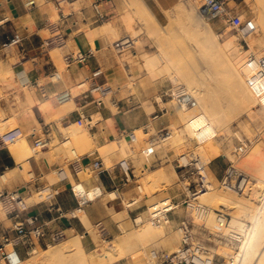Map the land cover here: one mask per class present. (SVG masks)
<instances>
[{
	"label": "rangeland",
	"instance_id": "374dc122",
	"mask_svg": "<svg viewBox=\"0 0 264 264\" xmlns=\"http://www.w3.org/2000/svg\"><path fill=\"white\" fill-rule=\"evenodd\" d=\"M123 2L125 4V13L122 15L121 18L124 24L126 25L127 30H126V33L120 34L117 37L118 39L115 37L111 38V43H110L111 48L109 49V52H110L109 58L111 62L110 68H113L114 70L117 71L119 79H120L119 80L120 88L118 89L115 85L113 87L117 90V92L118 90L122 91L120 98H127L129 96H135L141 99V103L143 107L145 108L146 112L150 114L152 117L151 122H153V118L158 115V113L156 112V108H155V105L157 103L159 104L162 110L168 111V114L173 119V124L169 125L168 131L173 134V137L165 142H162L158 140L159 134L155 130H152V132L149 133L147 130H145L148 127H143L142 133L138 131L136 132L138 136L137 141H135L134 143L130 142L129 145L125 144L124 146H122V151L124 152L123 153L124 159H132L135 174L139 172L136 175L137 178L135 182V189L134 191L126 193L122 196L117 192L118 198L116 200H112L108 196V192L103 190V194L99 196V198L96 201H94V203L91 202L88 204V205H96V204H99V202L104 203L108 206V214L105 219L100 220L96 223H92L94 229L96 230L97 238L99 239H97V241L92 239L94 240L95 248L93 251L86 248V255L84 257L88 261L93 262L94 264H99L100 262L103 263V261L105 260L102 258L101 255L105 253V250H108V249L110 250L112 245H116L115 243H118V242L120 243L121 242L120 240H123V237H125L124 240L126 239L125 241H127L126 237L128 236L127 235L122 236L121 231L118 229V226H117V222H120L118 221V216L120 215L119 213L125 212L126 208L129 209L126 211L128 214V218H126V220L124 221L125 223H122V222L120 223L123 226H125V228L127 227L128 233L130 232L129 234L133 236H132V239L128 238V240L130 239V243L127 242V244H129L130 246H127L125 244L126 242H123L125 246V247L123 246V248H126L124 249L125 251L122 250V248H120L121 249L120 251V249L118 248L119 253L123 252L124 258L121 261L114 262L112 264H154L150 262V258H149L151 250L156 249L160 251L161 255L170 254L176 251L178 247L181 245V237L177 229L174 230L170 225L164 226L165 228L164 227L158 228V227L153 226L152 223L150 222V217H149L150 209L149 208H151V206L155 204L156 201L160 202V201H164L165 199H170V198H173V200L176 202H180L184 197L183 196L184 190H183L182 180L179 177V171L176 167L177 160L183 155H191V154L198 155V152H200L201 154L204 152V150L205 152L207 150L208 151L207 154L203 153L201 155L202 156L206 155L205 156L206 158L212 155L208 159V160H211L209 162L204 157V159L206 160L207 167H208L207 171L209 174V178L211 179L212 177L211 166L214 162H216L217 165L219 164L223 167V175H222V178L218 179L219 182H217L216 184V186L218 185L216 192L220 194L229 193L230 196L232 194L233 197H235V199L240 201V204L237 206L238 209L237 208L231 209V211H229V208L227 207V212H226L225 210L226 208H223V210L222 208L213 209V207H210V205H207L204 201L200 199L202 203H204L206 206L210 208L211 212H213L214 217L216 218L219 217V214H222L224 217H226V222L224 223V226L226 227H224V231H219V230L217 231V228H214L213 224L212 226L206 223V220L208 219L207 218L203 222L196 220L194 224L195 226L194 229H195L196 234L198 235V238L204 242L207 249L210 251L211 257H213L215 260L214 264H234V263L242 264L243 258L247 252L246 249L248 246V239L251 237L253 233L256 232V230L254 229V224H256V222L259 223L258 219H259L260 207L264 204V173H263L264 172V110L262 106H260V104L257 102L255 105H252L253 107L251 106L252 107L251 109H247L246 106L244 108L241 107L237 109L236 112L232 114V116L230 115L231 116L230 117L228 115L229 114L228 108L230 107V102H228L229 101L228 99L226 100V98H224L227 101L226 102L223 100L222 102V106L224 105L223 108L225 109L224 110L225 113H222L223 115L222 117L227 118L225 119V124H223L224 123L223 118H222L221 125L215 124V127L217 129V134L215 135V137H213V139H211L212 142L211 140H209L210 141V144L208 141L209 146L207 145H205V147L204 145L201 146L199 142L197 141V139H195V134L193 132L190 133L188 131L189 132L188 134L187 132H185L186 126L188 124L187 121L191 119L193 116H196L198 113L203 112V108L202 106L199 105V101L197 97L196 99L195 97H193L194 103L188 106L186 109H184L181 105H179V103L176 100H173L172 98L162 97V92L164 90L173 88L177 85L184 86L189 91V93L193 95V94H196V92L198 93L199 90L197 88L202 89V87L205 91L208 89V91L211 92L212 88L214 89L216 87L214 85L217 84V82L215 83V81H212V80L210 81L205 76L204 72L207 66V64L205 63L206 60H204V56L202 57L203 54L201 52H200L201 53L200 55L199 52L196 53L195 49H193V46L197 45L198 41L195 38V36H193L192 34L186 31L182 23V20L180 19L178 5L184 3V0H180L179 4L174 9L166 11L164 14V18H157L154 15L156 17V21H154V23L153 21L151 22V20H149L148 17L142 14L135 0H123ZM232 5H234L235 12L240 17L239 22L250 20L253 23H256L258 25L257 22L258 21L260 22V15L262 14L264 16V0H236V4H232ZM126 14H128L129 17L131 18V20L129 19L130 21L129 20L125 21L128 17ZM125 15L127 17H125ZM131 21H132L133 27L136 28L138 31H141L140 35L137 36L135 32L130 28V26L127 27L128 25H130L129 23H131ZM206 22L211 26L212 30L218 35V40L220 42V45L225 43L227 39H233L235 41V44L237 45L238 53L240 52V54L242 55L241 57H242V62H243V65L241 64L242 63L241 62L239 65H237V67L242 72L245 83H246L247 76L245 77L244 73H247L248 71L244 69V67L246 66L244 64H246V57L249 54L247 53V51L251 50V52L259 54L258 51H261L264 48V45H263L264 40L262 41V44L260 41L261 39L264 38V35H263L264 31H262L263 30L262 26L259 25V27L261 26L260 28L258 27L259 31H256V33L251 38H249L247 42H243L239 39L236 32L231 30L223 21H216V22L206 21ZM142 28L144 29L143 33H142V30H143ZM145 28L149 30L147 31L145 30ZM164 28L166 29V31L169 32V34H167L164 31L165 30ZM124 36H131L132 38H135L136 47L131 52H126L125 54L118 55L113 50L112 44ZM231 37H234V38H231ZM256 41L259 43H257ZM252 43H255L256 46L255 44L252 45ZM258 44H261V45H258ZM250 45H252L253 47L250 48L251 47ZM257 47H259V49H256ZM262 51H264V49ZM144 54L155 55V56L158 54L157 55L159 58L158 64L154 68H148L144 63V57H145ZM51 55L55 63L58 66V71L60 73H63L67 69V65L64 60L66 55H64L62 50L60 52L52 51ZM120 58L121 59L123 58L124 60L123 59L121 60ZM125 64L129 72L131 73L132 78H130L126 70H124ZM222 65L224 67H230L229 64H225L224 60L222 62ZM12 73L13 71L11 70V68H4V66H0V84L6 82V80L12 77ZM204 81L207 84H205ZM189 82L196 84L195 86L197 87H194V85L192 86L191 85L192 83H190L191 85L190 86ZM212 82L214 83V85H211L213 84ZM206 85H208L209 87L207 88ZM89 86H90V82H86V81L82 82L80 84L81 88L75 91V95L79 94V92H83L87 90ZM246 86H247V83H246ZM194 88L196 90H194ZM25 90L27 91L26 93L29 95V88ZM204 90H200V91L202 92ZM205 91L202 93L199 92L201 93V96L204 95V97L202 96L204 99H207L208 95L209 97H211L210 93H208L207 91L205 93ZM35 101H33V103L30 102L31 105L35 104L36 103ZM106 101H107V104L110 106L112 97L109 96ZM167 102H169L168 104L171 105L170 108ZM49 105L50 103H46V104L44 103V104H41L40 108L42 110H47L49 108ZM114 110L116 111V109ZM4 119H6V114L3 112V109L1 108L0 124L3 122ZM15 123L13 122L10 124L12 127L9 125L6 129H2L1 130L2 133L4 132L3 134H6L12 130L20 128L19 125ZM72 126L78 129V133L76 134L66 133L65 132L66 130L63 128L62 125H60L61 132L63 133V139H60L58 135H55L56 136L55 142L51 145V148L55 150L56 152H63L64 156L66 157V160L64 162V167L67 169L68 172H69V168H68L69 161H72L75 159V155L73 154V151H75V154H77L78 156H82V151L80 150L79 145H78L79 137L83 136L82 138L85 140L87 138H90L88 134V126L84 122H82L79 125L72 124ZM4 130H6L7 132H5ZM181 130H184V131H181ZM39 131H41L40 126H39ZM33 133H34L33 130L25 131L23 132L21 137L17 138L16 140H13L8 145V149L10 153L12 154V156H13V153L11 152V148L15 145L20 144L21 140L27 139ZM146 134L147 136H145ZM179 137H182L183 140H181V138ZM66 139H69V140L65 142ZM177 139H179L178 142L181 143L182 141V143L180 144L178 142L177 143L172 142L173 140L175 141ZM152 142L154 143L153 148H155V154L152 156L148 155L146 157V155L143 154V152L146 149L152 147L151 145ZM186 142H188V144ZM28 144H29V141H28ZM184 145L187 147H185ZM146 146L147 148H145ZM197 146L200 147L201 149L198 150L199 148H197ZM219 146H220L219 149L220 150L222 149L221 151L217 149ZM29 147L30 149H36V148H33L30 144H29ZM111 148H112V151H116L119 149V146L118 144L114 143L112 144ZM196 149L198 151H196ZM215 149L218 152L215 151ZM38 152L42 153V148H37L36 151H32V157H34ZM156 153H157V157L160 156L161 159H164L162 162L155 161ZM200 154L198 156H201ZM141 155L143 156L145 155V156L143 157ZM139 159H140V164H143V166L139 164L138 162ZM141 159H143V162L141 161ZM29 160L30 159L26 160L25 158H21L20 160L16 159L18 165H23L24 169L23 170L21 169L20 171L19 167L17 166L15 170L4 173L5 179H8V182H7L8 184H11L16 179V174H18V172H22L24 178L27 181H29L28 174L33 173L32 172L33 170L30 168V165H29ZM174 160H176L175 164L173 163ZM259 163H261L260 166H263L262 167L263 170L259 166ZM146 165H147L148 170L146 169ZM232 165H234L236 169H238L240 172L244 173L250 178V184L248 188L241 195L235 194L233 192H230L224 189L221 183L226 170ZM164 167L167 171V176H168L167 180H165L166 183L164 182V180H162L163 182L160 181L161 185H158L160 184L158 183L159 182L158 181L156 183H158L157 185L159 188L155 186L156 188L154 187L153 189V186L156 184L154 183V185H149L147 192L141 193L138 191L137 179L141 175H144L143 174L144 169H145V174H147L148 171H155L159 168H164ZM258 168H261V170ZM51 176H50L51 178L50 177L48 178L49 183H56L58 181L57 174H53ZM93 176L94 174L91 171H88L85 174L86 179H91ZM0 185H1V180H0ZM150 186H152V188ZM147 194L151 195L149 196V199L146 197ZM248 198L252 200L253 205H251L252 204L251 201H248ZM134 200L136 201L135 203L133 202ZM35 201H36V196L32 197L31 199L32 203ZM244 204L248 205L249 209L247 207H246L247 209L243 208ZM243 210L245 211V213H243ZM175 212L181 213L182 215L185 216V218L188 217L187 210L184 206L180 207ZM238 212H239V215H238ZM248 212L253 215L252 219H248L247 217H245V214ZM81 213L82 212H77L78 215H80ZM1 216L2 218H4L3 214H1ZM70 217H72L71 214H70ZM135 217H140L144 223L140 225H136L133 221ZM237 217H239V219ZM78 218L81 219V217L79 216ZM216 218L214 219L216 220ZM231 221H232V224H231ZM214 222L216 223L217 221H214ZM145 223L150 224V226L156 228L157 230L155 229L154 232H153V229H150L148 231H143L144 229L142 230V228L149 226L148 224H145ZM142 225L143 226L145 225V226L143 227ZM235 225L241 226V227L238 226L239 227L237 228L238 232L235 228ZM226 228L227 230L229 228H231L233 231L236 230L235 231L237 232L236 235L238 236L240 235L241 237L239 239L240 241H234L233 239H230L233 236L232 233H230L232 230L231 231L229 230L228 232H226ZM258 229H259V225H258ZM103 230H105V232H108L107 235L104 233ZM170 231H173V232H170ZM225 232L228 233L230 236L228 234L225 235L226 234ZM77 234L84 235V237L81 238V240L84 241V238L86 237V235L82 233H77ZM221 234H224V235H221ZM69 235H70V232L68 234L66 233V237L60 242L52 243L49 245L38 244L35 247V249L32 252H30V254L24 253L22 255L18 254V256L20 257L21 260L26 261L27 264H29V262L30 264H33L36 258H33L34 256L32 257V254L35 250L39 252V249H40V251L44 252L45 249L61 247L60 245H63L65 243ZM175 235H177L178 238H176ZM87 236H90V235L87 234ZM120 236H122V238ZM118 237L120 240L118 239ZM90 238L92 237L90 236ZM233 238H235V236ZM166 239L168 240V242ZM116 240L117 242H115ZM173 242L175 243L173 244ZM173 246L176 248L174 249ZM118 250L116 249L115 251L112 248L111 251L116 253ZM14 254L15 253L11 254V261H12ZM97 254L99 255V257ZM67 258H64L61 260L58 259V261L55 260L54 263L49 262L48 264H73L74 256H69ZM252 262L255 263L254 261ZM34 263L44 264L41 262H34ZM45 264H47V262H45Z\"/></svg>",
	"mask_w": 264,
	"mask_h": 264
},
{
	"label": "crops",
	"instance_id": "0c3cea01",
	"mask_svg": "<svg viewBox=\"0 0 264 264\" xmlns=\"http://www.w3.org/2000/svg\"><path fill=\"white\" fill-rule=\"evenodd\" d=\"M96 1L70 0L60 9L57 7V0H0V66L11 68L13 71L12 77L0 84V110L2 108L6 114V121L14 115L13 118L17 119L15 122L23 132L30 130L36 132L35 135L27 138L33 148H42V153L38 152L29 160L30 168L39 176L36 184L49 183V176L57 174V171L64 167L66 157L63 152H56L51 148L55 142V135L63 139L60 125L65 129L72 124H81L80 113H85L93 119L92 125L88 126L90 138L85 140L83 136H80L78 140L82 158L68 163L70 175L62 184L63 192L56 201V209L49 211L48 206L42 204L33 205L29 212L30 215H41L43 221L47 222L52 229H62L67 234L74 229L76 233L85 234L83 244L89 250H94L95 244L92 238L87 236L85 224L78 217H70V213L78 207L71 186L74 183H83L88 190L98 186L106 192L116 191L119 188L118 193L121 196L134 191L135 170L133 182L124 186V174L119 168L120 162L124 160L122 146L129 145L131 142L126 132H137L140 128L148 127L145 130L149 133L152 130L160 133L168 130L169 125L173 124L168 111L162 110L158 103L155 105L158 115L151 122L152 117L146 112L141 99L135 96L120 98L121 90L113 96L110 106L106 102L101 108L93 103L85 104L81 101L78 97L82 92L75 95V91L81 88L80 84L84 81L95 80L120 88L118 73L110 68L109 49L113 35L104 33L103 26L108 23L113 24L116 34L126 33V25L121 18L125 13V4L123 0H102L101 12L109 17L101 23L96 20L94 8ZM142 1L157 18H164L165 12L174 9L180 2V0ZM101 28L103 33H100ZM88 32L95 34L98 32V34H92L93 37H90L91 33ZM15 34L23 38L21 44L4 48ZM55 36L61 40V45L45 48L44 43ZM57 47L64 55L76 51L91 52L92 55L84 64H72L61 73L62 80L52 83L49 77L58 71V66L51 52ZM98 72L101 74L99 75ZM39 86H43L44 91ZM23 87L29 88V95L34 101L36 100L35 104L30 105L29 96L27 97L28 94L24 92ZM64 95H68L69 99L61 100L60 97ZM119 101L120 104L115 105L114 102ZM44 103H50L47 110L40 108ZM11 121L14 122L13 119ZM114 143L119 146L116 151H112L111 148ZM97 159L103 160L108 172L101 176L94 174L91 179H86V169H91L89 163ZM130 160L133 165V160ZM163 160L160 156L157 157L156 153L155 161ZM175 161H173L174 164ZM17 166L20 171L24 169L23 165H18L8 147L0 151V174L13 171ZM211 170L218 179L222 178L221 165L214 162ZM36 184L29 185L22 172H18L16 179L8 185V188L34 189ZM59 209L66 215L60 216ZM85 211L91 222L96 223L107 217L108 206L99 202L96 205L86 206ZM184 218V215L175 212L170 216V226L174 230L177 229ZM10 224L7 220L4 222L6 227ZM24 253V250H21L20 255Z\"/></svg>",
	"mask_w": 264,
	"mask_h": 264
},
{
	"label": "built area",
	"instance_id": "2783aa9c",
	"mask_svg": "<svg viewBox=\"0 0 264 264\" xmlns=\"http://www.w3.org/2000/svg\"><path fill=\"white\" fill-rule=\"evenodd\" d=\"M70 0H57V7L62 9L65 2ZM97 0L94 3L96 11V20L98 22H105L108 19V15L101 12L100 2ZM232 4H236V0H201L200 12L204 18L209 22L223 21L231 30L235 31L239 39L243 42H247L255 34V25L252 21L246 20L239 22L240 17L235 12V7ZM63 15V12H62ZM239 22V23H238ZM23 38L19 34H15L10 39L4 48L20 45ZM54 45H61V40L58 36H55L44 43L45 48H50ZM136 47V39L131 36H124L112 44L113 50L122 55L126 52H131ZM249 51V50H248ZM91 52H73L67 54L64 58L67 68L71 67L74 63L84 64L91 57ZM246 67L250 69L246 82L248 87L253 92L254 96L260 100L264 106V55L257 56L254 52H250L246 58ZM101 73H99L100 75ZM52 83H57L62 80V74L59 71H55L49 77ZM88 82V81H86ZM90 82V81H89ZM44 91L43 86H39ZM82 87V85H81ZM117 93V90L107 84L99 83L95 80H91L90 86L87 90L83 91L78 97L81 101L87 103H93L98 108L104 107L106 100L109 96H113ZM58 98L60 96H57ZM162 97L172 98L176 100L182 107H188L194 103L193 96L182 85H177L173 88H169L162 92ZM77 98V99H78ZM61 100L69 99L68 95L60 97ZM115 105H119V102H114ZM82 122L87 126H91L93 119L87 116L85 113H80ZM34 132L32 135H35ZM170 133L168 130L158 133L159 139L165 142L171 139L172 136L167 135ZM23 130L17 128L6 134H3L0 130V151L8 147V145L17 138L21 137ZM130 141L134 143L137 141V133L132 131L127 133ZM170 136V138H169ZM69 139H66L67 142ZM151 149H146L143 154L148 153L150 156L155 154L154 143H151ZM75 159H81V156L75 154ZM91 169H86V172L91 171L97 176L108 172L102 159H97L89 163ZM176 167L179 171V177L183 183V199L180 202H176L173 198L168 201L173 205L170 211L159 209L154 206L153 210L149 212L150 222L156 227H164L170 223V216L175 213L180 207L184 206L187 210L188 217L177 227V231L181 237V245L179 248L170 253L161 255L160 251L153 249L150 251V262L154 264H214L215 260L211 257L210 251L207 249L204 242L198 238L195 232V221H205L209 214L210 208L202 203L199 199L200 195L208 189V171L207 164H205L202 158L196 154L183 155L177 162ZM120 170L124 174L123 185H129L134 180V167L130 159H124L119 164ZM30 173L28 184H36L39 176L35 171ZM5 173V172H4ZM69 177L68 171L65 167L60 168L57 171L58 181L56 183L36 184L34 189L30 188H8V179L0 178V264L11 263V251L15 250L19 255L21 250L30 254L38 244H52L60 242L66 237V233L62 229H52L50 225L43 221L41 215H30V209L33 205L46 204L49 211L56 209V201L63 192L62 184H64ZM250 178L244 173L240 172L234 166H230L222 179V186L224 189L231 191L235 194H243L249 184ZM83 184V183H77ZM75 185L71 186L72 193L78 202V208H85L89 203H83L81 201ZM101 189V187H98ZM119 188L116 189V192ZM36 196V201L31 202L32 197ZM76 210V209H75ZM60 216H65L61 209L58 210ZM1 214L4 215L2 218ZM73 218H77L73 215V211L70 213ZM9 221V226H4L5 221ZM134 223L140 225L143 223L140 217L134 218ZM226 217L219 214L218 224L224 225ZM119 229V228H118ZM218 229V228H217ZM221 231L220 229H218ZM104 233L107 235L108 232ZM234 241H240L239 239L230 238Z\"/></svg>",
	"mask_w": 264,
	"mask_h": 264
},
{
	"label": "bare ground",
	"instance_id": "6f19581e",
	"mask_svg": "<svg viewBox=\"0 0 264 264\" xmlns=\"http://www.w3.org/2000/svg\"><path fill=\"white\" fill-rule=\"evenodd\" d=\"M136 1V4L138 6V8L140 9V11L142 12V14L146 17L149 18V20H151V22L153 21H156V17L154 16V14L149 10V8L144 4V2L142 0H135ZM200 5H201V0H184V3L178 5V10H179V14H180V19L182 20V23L186 29L187 32H189L190 34H192L193 36H195V38L197 39L198 43L197 45H194L193 46V49H195L196 53L199 52V54L201 55V53L203 54L202 57L204 56V60H206V68H205V76L207 77L208 80H212V81H215V83L217 82L216 85L211 84V85H214L216 86L214 89L212 88L211 92L208 91V89L206 90L208 93H210V96L209 95L206 96L208 97L207 99H204V95L201 96V93L204 92L205 90L203 89H199L197 88L199 91L198 93L196 92V94H193L192 96L197 97L198 101H199V105L202 106L203 108V112H200L198 113L196 116H193L191 119H189L187 122V126H186V130L185 132H187V134L190 132V133H194L195 134V139H197V141L199 142V144L202 146L204 145H208V141L213 139V137H215V135L217 134V129L215 127V124H220L221 125V122H222V118H223V124H225V119H227L226 117H222V113H225L224 112V108L222 106V102L223 100L226 101L227 99L229 100L228 102H230V107L228 108V111H229V116L233 113L236 112L237 109L239 108H244L245 106L247 107V109H251L253 106L252 105H255L257 102L260 104V106H262L263 110H264V106L262 104V102L260 100H258L253 92L251 91V89L248 87V85L246 86V83H245V80H244V77H243V74L242 72L240 71V69H238L237 65H239L241 62H242V55L240 54V52L238 53V49H237V45L235 44V41L233 39H227V41H225V43H223L222 45H220V42L218 40V35L212 30L211 26L206 22L207 20L204 18V16L202 15V13L200 12L199 8H200ZM259 12V11H258ZM257 12V13H258ZM261 13V12H260ZM128 17L129 15L126 14ZM125 15V17H127ZM258 15V14H257ZM260 15V14H259ZM131 16V15H130ZM124 17V18H125ZM125 20H131V18L129 17ZM151 18V19H150ZM243 19V18H242ZM129 20V21H130ZM259 20V19H258ZM133 21V19H132ZM132 21L131 23H129L130 25H128L127 27L130 26V28L135 32V34L138 36L140 35V32L141 31H138L136 28L133 27L132 25ZM209 22V21H208ZM258 25L256 23H254L255 25V33L256 31H259L258 30V27L259 25L262 26L261 30L264 31V16L261 14L260 15V22L258 21L257 22ZM128 24V23H126ZM141 24V23H139ZM113 25V24H112ZM111 24H104L103 26V30H104V33H110L113 35V37L117 38L119 35L115 33V28L113 29ZM260 26V27H261ZM143 27V26H142ZM259 27V28H260ZM129 28V29H130ZM143 29V28H142ZM165 29V28H164ZM145 30H149L147 28H145ZM132 31V32H133ZM167 34H169L168 31H166V29L164 30ZM102 32V28L100 30V33ZM144 32V29L142 30V33ZM88 33H91V32H88ZM103 33V32H102ZM147 33V32H145ZM149 33V32H148ZM264 33V32H263ZM92 34H95V33H91L89 34L90 37H93ZM96 34H98V32H96ZM95 34V35H96ZM134 34V33H133ZM94 35V36H95ZM258 35V34H257ZM264 35V34H263ZM111 36V35H110ZM144 36V35H143ZM114 38V39H115ZM231 38H234V37H231ZM118 39V38H117ZM264 40L261 39V44H262V41ZM259 41V40H258ZM257 42V41H256ZM70 43V42H69ZM259 43V42H257ZM264 43V42H263ZM255 44V43H252V45ZM261 44H258V45H261ZM250 45L252 48L253 46ZM257 45V46H258ZM264 45V44H263ZM262 45V46H263ZM256 46V44H255ZM261 46V47H262ZM263 48V47H262ZM260 48V49H262ZM256 49H259V47H257ZM264 49V48H263ZM262 49V50H263ZM258 51V53H255L257 56H262L264 54V51ZM54 52H60L61 49L59 47L53 49ZM254 51V50H253ZM79 52V51H78ZM201 52V53H200ZM251 50L247 51V53H250ZM116 55V54H115ZM158 55V54H157ZM155 56V55H148V54H144V63L145 65L148 67V68H154L157 64H158V56ZM122 57V56H121ZM124 57V56H123ZM247 58V57H246ZM121 59V58H120ZM123 59V58H122ZM121 59V60H122ZM124 60V59H123ZM225 62V64H229L230 67H224L222 65V62ZM233 61V63H232ZM243 65V62L241 63ZM245 65V64H244ZM123 66V64H122ZM241 66V65H240ZM113 67V66H112ZM242 67V66H241ZM240 67V68H241ZM247 68V69H246ZM245 70H247L248 72L247 73H244V76L246 77L250 71V69H248V67H244ZM124 70H126L128 76L130 78L131 77V73L129 72L126 64H125V68ZM114 72V71H113ZM246 72V71H245ZM99 73V72H98ZM133 80V79H132ZM131 81V80H130ZM89 82V81H88ZM190 83L192 82H189V85ZM205 84H207L205 81H204ZM84 85V84H83ZM87 85V84H86ZM127 85V84H126ZM192 86L194 85V87H197L195 86L196 84H191ZM190 85V86H191ZM204 86V85H203ZM30 87V86H29ZM199 87V86H198ZM205 87V86H204ZM206 87L208 88L209 86L206 85ZM24 88V87H23ZM192 88V87H191ZM201 88V87H200ZM25 89V88H24ZM28 89V88H27ZM130 90V89H129ZM194 90H196L194 88ZM200 90H204V91H200ZM205 91V93H206ZM24 92H27L26 90ZM201 92V93H199ZM23 93V92H21ZM25 95V94H24ZM23 96V94H22ZM26 96V95H25ZM29 96V102L33 103V99L31 98L30 95H27V97ZM20 97V96H19ZM16 98V97H14ZM206 98V97H205ZM226 98V100L224 99ZM28 98H26L27 100ZM212 99V100H211ZM21 100V99H20ZM25 100V101H26ZM12 101V99H11ZM28 102V101H27ZM71 102V101H70ZM227 102V101H226ZM72 103V102H71ZM169 102H167L168 104ZM66 104V103H65ZM63 104V106L65 105ZM31 105V104H30ZM166 105V104H164ZM169 105V108H170V104ZM248 105V106H247ZM29 106V105H28ZM50 106V105H49ZM61 106V107H63ZM67 105H65L66 107ZM252 106V107H251ZM31 107V106H30ZM63 107V108H65ZM167 107V106H166ZM184 109H186L187 107H183ZM62 109V108H61ZM30 110V108H29ZM67 110V109H66ZM69 110V108H68ZM67 110V111H68ZM227 110V109H226ZM34 111V110H33ZM62 111V110H61ZM170 111V110H169ZM251 111V110H249ZM12 112V111H11ZM32 112V111H31ZM63 112V111H62ZM30 113V112H29ZM61 113V112H60ZM67 113V112H66ZM231 113V114H230ZM34 114H32V117H33ZM225 115V114H224ZM2 116V115H1ZM226 116V115H225ZM230 116V117H231ZM10 117V116H9ZM14 117V115H13ZM10 118V120H3V122L0 124V130L2 129H6L11 123H13V121H11V119L14 120V123H15V120L17 121V119L15 118ZM31 117V116H30ZM32 119V118H31ZM221 120V121H220ZM35 121V120H34ZM182 122V121H181ZM16 124V123H15ZM27 124V123H26ZM184 124V122H183ZM75 125V124H73ZM11 126V125H10ZM14 126V125H13ZM2 127V128H1ZM12 127V126H11ZM10 129V128H9ZM8 129V130H9ZM65 132L66 133H69V134H76L78 133V129L76 127H73L71 125V127L69 126V128H65ZM5 132H7L6 130H4ZM181 131H184V130H181ZM189 131V132H188ZM138 132L142 133V128L138 129ZM4 133V132H3ZM184 133V132H183ZM167 135H170L173 137V134L170 132L168 133ZM147 136V134L145 135ZM169 136V138H170ZM189 136V135H188ZM171 137V138H172ZM181 138V140H183L182 137H179ZM187 138V136H186ZM215 139V138H214ZM179 139L177 140H173L172 142L174 143H177ZM151 141V139H150ZM154 141V140H152ZM189 141V140H188ZM212 142V140H211ZM150 143V142H149ZM180 143V142H178ZM182 143V141H181ZM180 143V144H181ZM188 144V142H186ZM185 143V144H186ZM191 143V142H190ZM193 144V143H192ZM198 144V143H197ZM198 144V145H199ZM209 144H210V141H209ZM179 145V144H178ZM183 145V144H182ZM199 145V146H200ZM216 145V144H215ZM148 146V145H147ZM147 146L145 148H147ZM185 146V145H184ZM193 146V145H192ZM149 147V146H148ZM187 147V146H185ZM190 147V146H189ZM203 147V149H204ZM216 147V146H215ZM214 147V148H215ZM61 148V147H60ZM197 148H199L198 150H200L201 148L197 146ZM211 148V146H210ZM220 146L217 148L218 150ZM144 149V148H143ZM151 149V147H150ZM207 149V148H206ZM36 151V149H30L29 147V144H28V140L27 139H23L21 140V143L18 144V145H15L11 148V152L13 153V156L15 157V159H18L20 160L21 158H25L26 160L27 159H30L32 157V151ZM196 149V151H198ZM222 150V149H221ZM220 150V151H221ZM214 151V150H213ZM215 151H217L215 149ZM202 152V150H201ZM207 150L203 153L207 154ZM218 152V151H217ZM201 153V154H203ZM223 153V152H222ZM200 154V152H198V155ZM200 154V155H201ZM211 154V153H210ZM218 154V153H217ZM220 154V153H219ZM146 157L149 155L148 153L145 154ZM144 155V156H145ZM209 155V153H208ZM143 156V155H141ZM143 156V157H144ZM206 156V155H205ZM204 155L200 156V157H203L202 160L203 162L206 164V160H208L212 155H210V157L208 156V158H206ZM218 156V155H217ZM205 157V159H204ZM139 158V157H138ZM213 158V157H212ZM148 159V158H146ZM141 161L143 162V159H141ZM211 161V160H208V162ZM139 164H140V159H139ZM141 162V163H142ZM209 164V163H208ZM261 163H259V166H260ZM263 164V163H262ZM143 166V164H140ZM234 166V165H232ZM258 166V167H259ZM261 168L263 166H260ZM261 168H258L261 170ZM146 169L148 170L147 168V165H146ZM263 170V168H262ZM144 175H139L140 177H138L137 179V189L139 192L141 193H145L147 192V189L149 187V185H154V183L158 182L160 183L163 182L162 180H164V182L166 183L165 180H167L168 176H167V171L164 168H159L155 171H148L147 174H145V169L143 171ZM147 172V171H146ZM139 172H137L138 174ZM264 173V172H263ZM136 174V175H137ZM174 174V172H173ZM47 176V175H46ZM49 176V174H48ZM50 177V176H49ZM53 177V176H51ZM50 177V178H51ZM0 178H5V174H1L0 175ZM137 178V176H136ZM53 180V179H52ZM169 182V181H167ZM218 181V178L216 177V175L214 174V172L212 171V177L211 179L208 177V189L206 191H204L199 199H201L202 201H204L207 205H210V207H213L214 208H217V209H221L223 210V208H226V212H227V207L229 208V211H231V209H235L237 208L238 209V205L240 204V201H238L237 199H235V197H233V195L231 194V196L228 194H220V193H217L216 192V189H217V184ZM153 183V184H151ZM156 183L154 186H153V189L155 186L158 187V185H161ZM178 183V182H177ZM158 184V185H157ZM249 184H250V180H249ZM248 184V186H249ZM164 186V185H162ZM247 186V188H248ZM257 186V185H256ZM255 186V187H256ZM152 188V186H150ZM88 188V187H87ZM86 188V186L84 184H76L75 185V189H76V192L80 198L81 201H85L83 203H87V202H93L96 201L99 196H101L103 194V189H99L98 186L97 187H94L90 190H88ZM156 188V187H155ZM159 188V187H158ZM167 188V187H166ZM151 189V190H153ZM166 190V189H165ZM160 191V190H158ZM231 192V191H230ZM138 193V192H137ZM151 193V192H150ZM158 193V192H157ZM156 193V194H157ZM152 194V193H151ZM241 195V194H240ZM108 196L112 199V200H116L118 198V193L116 191H110L108 192ZM149 196H151L150 194H147L146 197L149 199ZM236 196V195H235ZM262 196V195H261ZM140 197V196H139ZM125 198V197H124ZM139 199V198H138ZM141 199V198H140ZM169 199H165L164 201H160V202H157L155 204H153L151 206V208H149L150 210L149 211H152L153 210V207L157 206L158 207V210L159 209H164V210H168L170 211L171 209H173V207L169 208L170 205H173L172 203H170V201H168ZM248 201H251L250 198H248ZM134 203L136 202L135 200L133 201ZM132 202V203H133ZM244 203V202H243ZM126 204V203H125ZM248 204V203H246ZM132 205V204H131ZM129 205V206H131ZM250 205V204H249ZM253 205V202L252 204ZM149 207V206H148ZM242 207V206H241ZM249 207L248 205H245L244 204V207L245 209ZM252 207V206H251ZM126 208V207H125ZM249 209V208H248ZM129 210L126 208V211ZM241 210V209H240ZM239 210V212H240ZM251 210V208H250ZM120 212L119 216H118V221L122 222V223H125L124 221L126 220V218H128V214L127 212ZM228 211V212H229ZM77 212H82L80 215L77 214ZM239 212H238V215H239ZM212 213V214H211ZM243 213H245V211L243 210ZM242 214V213H241ZM73 215L76 216V217H81V219L83 220L84 224L87 226L88 230H87V234H89L92 239L96 240L99 239L97 238V234H96V230L94 229L93 227V224L88 216V214L86 213L85 211V208H78L76 210L73 211ZM245 217H247L248 219H252L253 215L251 213H246L245 214ZM216 217H214L213 215V212H211L210 210V214L208 216V219L206 220V223L209 224V225H214V228H218L220 229L221 231H224V225H219L218 224V217L216 218V220L214 219ZM239 219V217H237ZM259 223L256 222V224H254V229L256 230L255 233H253L251 235V237L248 239V246H247V249H246V254L243 258V263L242 264H264V204L260 207V211H259ZM143 221V220H142ZM214 221H217L216 223ZM240 221V220H239ZM120 222H117V226L119 228V230L121 231V235L122 236H125L127 235L128 237L127 238V241L124 240L125 237H123V240H120L119 237L118 239L121 241L120 243H115L116 245H112L111 246V249L109 250H105V253L102 254V258L105 260L100 263L102 264H112L114 262H119L121 261L123 258H124V254L123 252L119 253V250L118 248H122V250L126 249V248H123L124 244L123 242H126L125 244L127 246H130L129 244H127V242L130 243V239H132V236L131 234L128 233V230H127V227L125 228V226H123ZM172 222V221H171ZM144 223V222H143ZM142 223V224H143ZM252 223V222H251ZM259 225V229H258V225ZM145 224H148V223H145ZM171 223H168L167 225H170ZM198 224V223H197ZM205 224V225H207ZM231 224H232V221H231ZM149 226L147 227H143L142 230L143 231H148L150 229H153V232L156 228L150 226V224H148ZM153 225V224H152ZM204 225V226H205ZM212 225V226H213ZM154 226V225H153ZM231 226V225H230ZM241 227L240 225H235V228L237 230V228ZM156 227V226H155ZM211 227V226H210ZM229 227V226H228ZM159 228V227H158ZM163 228V227H161ZM165 228V227H164ZM209 228V226H208ZM129 229V228H128ZM213 229V228H211ZM217 229V231H218ZM234 229V228H233ZM71 230V229H70ZM69 230V231H70ZM74 229H72V231H70V235L68 236L67 240L65 241V243L63 245H60L61 247H57V248H50V249H45L44 252L43 251H40L39 249V252H37V250H35L32 254V257L33 258H36L34 262H41V263H44L47 262V264L49 262H53L55 260L58 261L61 260V259H64V258H67L69 256H74V259H73V264H94L93 262H90L88 261L84 256L86 255V248L83 244V241L81 240L82 237H84V235H79L77 234L75 231H73ZM157 230V229H156ZM159 230V229H158ZM163 230V229H162ZM169 230V229H168ZM167 230V231H168ZM231 231L232 229L229 228L227 230L226 228V232L228 231ZM235 230V231H236ZM152 231V230H151ZM174 231V230H173ZM173 231H170V232H173ZM235 231H231L230 233H232V238L235 236V239H240V235H236L237 232ZM68 232V230H67ZM135 232V231H133ZM150 232V231H149ZM214 232V231H213ZM211 232V233H213ZM225 232V233H226ZM132 233V232H131ZM169 233V232H168ZM167 233V234H168ZM222 233V232H221ZM224 233V234H225ZM134 234V233H133ZM224 234H221V235H224ZM228 233H226L225 235H227ZM120 235V234H119ZM118 235V236H119ZM131 235V236H130ZM218 235V234H216ZM229 235V234H228ZM122 236H120L122 238ZM164 236V235H163ZM230 236V235H229ZM176 238L177 235H175ZM128 238H130L128 240ZM169 238V237H168ZM93 240V241H94ZM167 240V239H166ZM172 241V240H171ZM177 241V240H176ZM105 242V241H104ZM117 242V240L115 241ZM168 242V240H167ZM175 242H173L174 244ZM118 244V245H117ZM123 244V245H122ZM247 244V243H246ZM126 246V247H127ZM99 247V245H98ZM125 247V246H124ZM174 247V246H173ZM109 248V247H107ZM115 250L116 249L118 250L116 253L112 252L111 250ZM176 247H174L175 249ZM179 248V247H178ZM224 248V247H223ZM173 249V248H172ZM93 251V250H92ZM121 251V249H120ZM125 251V250H124ZM43 252V253H41ZM14 254L13 258H12V261H11V264H27L26 261H23L20 259V257L18 256V253L15 251V250H12L11 251V254ZM126 253V252H125ZM143 253V251H142ZM145 253V252H144ZM222 253V252H220ZM79 254V255H78ZM36 255V257H35ZM98 255V254H97ZM221 255V254H220ZM94 256V255H93ZM96 256V255H95ZM97 257V256H96ZM99 257V255H98ZM254 258V259H253ZM68 259V258H67ZM30 260V259H29ZM32 260V259H31ZM234 260V259H233ZM256 260V261H255ZM33 261V260H32ZM31 261V262H32ZM252 261H254L255 263H253ZM29 262V261H28ZM33 262V264H35ZM238 262V261H237ZM99 263V264H100ZM133 263V262H132ZM234 263V262H233ZM30 264V262H29ZM37 264V263H36ZM236 264V263H234Z\"/></svg>",
	"mask_w": 264,
	"mask_h": 264
}]
</instances>
